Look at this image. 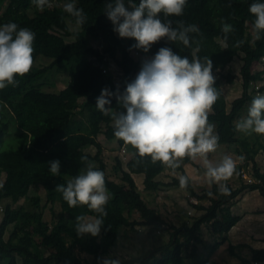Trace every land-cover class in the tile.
Here are the masks:
<instances>
[{"label":"trees","instance_id":"1","mask_svg":"<svg viewBox=\"0 0 264 264\" xmlns=\"http://www.w3.org/2000/svg\"><path fill=\"white\" fill-rule=\"evenodd\" d=\"M69 2L73 0H49L50 6L41 11L33 0H0V26L14 22L19 27L30 29L35 33L33 63L39 56L51 60L46 66H32L23 77H16L17 86L0 89V177L3 168H7L0 187V234H7V238L0 237V264H84L83 254L91 258L89 264H101L104 259L117 260L113 254L123 238L134 240L141 251L137 256L117 260L119 264H207L224 239L221 234L214 235L218 241L205 245L208 254L202 261L199 254V247L203 245L201 229L205 228L212 234L211 224L230 213L237 196L243 191L257 190L264 197V173L259 172L254 161L257 150L264 158V134L250 133L255 135V150L246 140L240 139L235 127L242 111L245 109L247 118L252 100L257 95H264V85L259 89L251 88L253 66L264 60V34L260 40L254 39L252 24L255 17L248 11L252 3H264V0H187L181 16L164 17L160 14V19L171 21L173 28L181 21L185 26L196 25L199 33L189 34L191 47L162 38L147 53L132 47L136 44L134 39L128 38L124 42L113 31V25L105 15V4L115 0H74L87 17L82 26L63 11L64 4ZM133 2L138 5L140 0ZM222 22L234 28L227 34V47L225 34L221 31ZM196 41L199 42L198 52L195 51ZM239 41L243 43L235 46ZM162 47H168L190 61L194 57L201 61L209 57L216 77L214 86L219 90L222 82L233 83L234 77L223 72L236 58L240 59V97L231 103L228 113H224L215 102L208 121L215 126L218 145L235 144L239 147V154L245 157L246 162L236 167L239 181L244 182L241 171H244L246 163L252 162L258 183L242 184L240 190L229 195H220L213 184L210 191L213 195L208 196L209 192L199 193L193 188L183 169L184 165L190 164L205 171L191 159L186 157L179 168L172 170L159 161L153 162L150 157H140L135 149H132L134 154L124 168L115 158L112 174H107L98 136L107 141L115 140L120 147L126 144L114 136L111 115L97 110V97L104 88L113 93L119 88L123 93L126 84L140 71L141 62L136 52L151 58ZM111 64L121 73L118 85L108 72ZM60 74L68 78L67 85L56 93L45 92L55 86L54 82L51 83L54 75ZM259 74L264 76V67ZM93 96L96 99L89 101ZM110 99L111 103L106 107L112 109L118 103L116 96ZM81 157L104 173L105 187L110 194L96 248L89 245L90 235H77L75 218L98 217V214L87 205L69 207L62 194L55 191L57 185L66 184L68 179L86 167ZM57 160L60 162L59 175L53 176L49 165ZM166 170L179 171L187 176L188 187L181 189L178 178H172L166 184L157 181ZM135 175L143 176L145 192L155 193L162 187L179 188L193 200L206 199L210 204L198 208L203 214L192 219L191 224L173 225L141 197L133 179ZM35 181L46 193L52 194L58 206L50 224L42 221L38 196L29 197L18 207L5 202L15 195L27 198ZM3 202L4 208L1 207ZM160 234H167L168 240L158 245L157 235ZM27 236L31 242L24 247L20 241ZM227 253L239 264H261L264 261V249H255L247 244L229 245Z\"/></svg>","mask_w":264,"mask_h":264},{"label":"clouds","instance_id":"2","mask_svg":"<svg viewBox=\"0 0 264 264\" xmlns=\"http://www.w3.org/2000/svg\"><path fill=\"white\" fill-rule=\"evenodd\" d=\"M187 0H115L105 4V15L113 25V31L120 38L136 41L132 47L149 52L151 46L162 38L169 42H181L191 47L190 33H199L196 25L178 22L173 28L171 21L163 22L164 17H179L183 14ZM38 10L50 6L49 0H33ZM63 11L75 18L77 25L86 22V14L73 0L64 4ZM255 17L252 30L255 40L264 34V3H252L248 9ZM221 31L227 34L234 31L231 24L223 23ZM35 33L28 28L19 27L14 22L0 26V89L11 85L17 86L16 77L27 74L33 64ZM199 51V42H195ZM243 41L237 42L239 46ZM138 55L139 52L137 51ZM213 62L209 57L203 61L194 57L175 54L170 48L162 47L157 53L141 62L140 71L135 79L126 84L123 93L119 88L115 93L107 88L97 97L96 108L104 114H110L114 123V136L130 145L140 157H150L165 167L175 170L187 157L193 161L199 159L208 182L219 185V192L229 195L230 190L222 181H228L236 172V161L225 156L218 163H213L208 154L215 152L219 136L214 132V124L209 123L208 115L219 98L220 91L215 87ZM106 73V70H104ZM104 73V72H103ZM116 96L120 108L116 112L110 107L111 97ZM236 130L243 133L264 134V95H257L248 109L247 118L236 123ZM238 159L242 162L245 157ZM81 161L86 167L80 173L67 180L66 184L57 185L56 192L62 194L69 207L87 205L98 217L77 216L75 230L78 236L97 237L101 233L105 205L110 194L105 187L104 173L96 170L95 165ZM60 162L52 161L50 173L59 175ZM181 189L188 187V177L179 176ZM211 192L208 196H212ZM101 264H119L117 260L104 259Z\"/></svg>","mask_w":264,"mask_h":264},{"label":"rangeland","instance_id":"3","mask_svg":"<svg viewBox=\"0 0 264 264\" xmlns=\"http://www.w3.org/2000/svg\"><path fill=\"white\" fill-rule=\"evenodd\" d=\"M127 6V4H126ZM1 16V11H0ZM117 34V33H116ZM118 36V34H117ZM119 37V36H118ZM120 38V37H119ZM122 39V38H121ZM128 38H123L124 42H127ZM96 46V43H93ZM139 54L137 59L142 62L144 59H148L149 57L143 56L142 52L138 51ZM51 63V60L39 56L32 66H46ZM241 61L239 58H236L233 62H231L227 68L224 70V74H228L234 77V81L232 84H227L226 82L221 83L220 95L217 99L216 103L221 108L224 113H228L231 108V103L240 97L242 92L241 79L239 75V70L241 67ZM264 67V60L258 62L257 65L253 66V74L250 78L252 83V87L254 89H259L264 85V76H260V72ZM108 72L114 77L115 83L118 85L121 80V73L119 69L111 64L108 68ZM50 75L53 72L49 73ZM55 83L53 88H47L49 91L44 90L45 92H58L57 90L63 89L68 82V78L60 74L59 76H55L52 78L51 83ZM53 89V90H51ZM263 95V94H262ZM92 100V99H90ZM114 111L120 112L122 108L116 104L113 108ZM245 119V109L237 118V122ZM86 125V124H85ZM239 136L241 140H246L250 144V146L257 150L255 144V135L250 133L246 134L239 131ZM98 141L102 146L104 159L106 162L107 174L110 176L112 174V167L115 164V158H118L123 168L128 160H130L133 156L132 147L130 145L118 146L116 141H107L103 138V136H98ZM239 147L233 145H218L215 152L209 153L208 158L215 164L223 159L225 156H231L233 160L236 161V165H240L241 163L246 162L243 160L242 162L238 159L239 156H243L239 154ZM254 161L256 164V168L259 170L261 174L264 173V158L261 152H258L254 157ZM192 162L195 165L202 166L199 159ZM247 166H244V172L246 175L252 179L254 182L252 184H256L259 180L256 178V175L253 170L252 162L246 163ZM241 166V165H240ZM7 168H3L1 177H0V187L3 181V175L5 174ZM183 169L186 175L191 180L192 186L197 192L202 193L201 191L210 192L212 190V185H216L219 191V185L216 183H209L207 178L204 175L203 170L197 169L196 166L193 165H184ZM204 169V168H203ZM205 170V169H204ZM182 175L179 171H169L166 170L162 175H160L156 180L166 184L171 181L172 178H178ZM135 184L141 194V197L144 198L149 205V207L156 209L159 213L166 217L167 220L171 221L173 225H185L186 223L191 224L192 219L199 217L203 214L200 211L199 207H207L210 202L206 199L202 201L193 200L188 197V194L182 191L179 188H167L162 187L158 192H145L143 190V176L135 175L133 176ZM221 183H225L229 188L230 192L235 190H240L243 185H247L245 182L239 181L236 176V173L228 181H222ZM251 184V185H252ZM250 185V184H249ZM220 195H223L220 193ZM38 196L41 199V210H42V221L50 224L55 218V215L58 212V206L55 204L52 194L46 193L40 184L35 181L31 186L28 197H19L13 196L8 202L13 207H18L24 203L29 197ZM5 202L1 204V207L4 208ZM2 213H0V221H1ZM213 233L211 234L205 228H202L200 231L203 245H200L201 260L204 261L207 258L208 251L205 249V245H212V243L217 242L218 240L214 239V235H222L224 239V243H222L219 248L215 251L213 255H211L207 262V264H239V262L235 259H232L227 253V247L229 245H240L247 244L255 249H264V197L259 195L257 190H245L240 193L236 200L235 205L231 208L230 213L223 219H219L218 223L211 224ZM142 231H145L144 228H141ZM2 234V232H1ZM0 237H6L7 234L4 233ZM157 239H159L158 245L164 244L168 240L167 234L157 235ZM30 237L27 236L20 241V244L24 247L29 246ZM89 245L91 248H96L99 245V236L97 237H89ZM140 247L136 244L134 240L123 238L120 242L119 247L114 252L113 257L118 261L129 258L131 256H137L140 254ZM188 256V253H185ZM81 258L84 261V264H89L91 258L85 254L81 255ZM264 264V261L261 263Z\"/></svg>","mask_w":264,"mask_h":264},{"label":"built area","instance_id":"4","mask_svg":"<svg viewBox=\"0 0 264 264\" xmlns=\"http://www.w3.org/2000/svg\"><path fill=\"white\" fill-rule=\"evenodd\" d=\"M105 73V71H103ZM241 178L242 180L247 184V185H251L254 181L252 179H250L246 173L242 170L241 171Z\"/></svg>","mask_w":264,"mask_h":264},{"label":"crops","instance_id":"5","mask_svg":"<svg viewBox=\"0 0 264 264\" xmlns=\"http://www.w3.org/2000/svg\"><path fill=\"white\" fill-rule=\"evenodd\" d=\"M90 99H92V100H90ZM95 99H96V96H93V97H90V98H89V101H93V100H95ZM121 111H122V110H121ZM121 111H120V112H121ZM218 222H219V221H218ZM218 222H217V223H218ZM212 224H213V223H212Z\"/></svg>","mask_w":264,"mask_h":264}]
</instances>
